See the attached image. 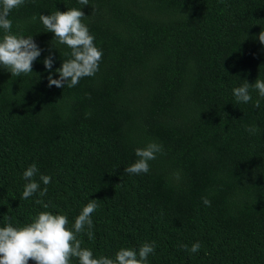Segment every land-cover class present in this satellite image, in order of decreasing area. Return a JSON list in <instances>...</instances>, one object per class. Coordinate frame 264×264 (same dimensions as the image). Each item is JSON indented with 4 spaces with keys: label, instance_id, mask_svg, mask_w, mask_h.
<instances>
[{
    "label": "trees",
    "instance_id": "trees-1",
    "mask_svg": "<svg viewBox=\"0 0 264 264\" xmlns=\"http://www.w3.org/2000/svg\"><path fill=\"white\" fill-rule=\"evenodd\" d=\"M72 8L102 51L99 70L49 87L71 50L39 17ZM8 18L42 51L32 73L0 66V227L49 212L71 230L95 199L94 238L87 226L77 235L93 258L155 242L146 264H264V98L233 95L264 81V0H25ZM150 142L163 151L149 172L125 173ZM33 164L40 189L21 199ZM196 242V253L182 247Z\"/></svg>",
    "mask_w": 264,
    "mask_h": 264
},
{
    "label": "clouds",
    "instance_id": "clouds-1",
    "mask_svg": "<svg viewBox=\"0 0 264 264\" xmlns=\"http://www.w3.org/2000/svg\"><path fill=\"white\" fill-rule=\"evenodd\" d=\"M82 5H89V0H78ZM25 0H0V30L4 35L0 38V66L8 70L12 76L19 77L21 74L32 73L33 62L41 55V49L35 43L33 36L27 38L11 33L12 21L8 18L10 12L22 6ZM85 14L81 9H68L67 11H55L50 15L41 14L39 20L42 22L46 32L54 34V40L69 48L71 58L63 61L61 67L56 69L59 79L48 76V86L71 88L76 86L84 77L94 76L99 70V61L102 51L94 45V36L89 33L88 27L82 23ZM33 21L36 17L34 16ZM259 42L264 45V29L258 35ZM46 70L51 69L54 63L50 54L43 61ZM250 89L258 90L261 98H264V81L256 79L253 84L245 83L233 89V95L237 103H248L252 100ZM256 108L260 107V100L254 103ZM246 131L255 134L259 131L256 126L246 127ZM163 151L162 145L150 142L144 148H137L135 155L138 159L124 169L125 173L139 175L148 173L149 161L156 159V154ZM38 169L35 164L31 165L24 173L23 179L28 181L24 185L21 199H28L40 189V184L32 178ZM179 178V174H176ZM40 180L46 186L51 182V177L41 175ZM47 193L45 187L40 195ZM206 206H211L207 197H202ZM40 201H37L39 203ZM95 199H91L83 207L80 214L75 217L74 224L70 230L65 215H53L49 212L39 213L34 220L21 227H13L9 223L0 227V264H71L72 258H77L78 264H146L147 258L155 251V242L143 244L139 250L121 248L115 259L108 257L93 258L90 249L82 248L81 241L77 235L85 231L87 236L93 239L91 231L93 221L91 214L97 209ZM182 247L190 253L199 251V242L192 244L189 249L187 245Z\"/></svg>",
    "mask_w": 264,
    "mask_h": 264
}]
</instances>
